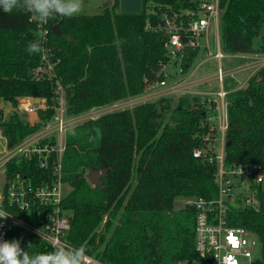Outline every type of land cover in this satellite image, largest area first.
Masks as SVG:
<instances>
[{
	"label": "trees",
	"instance_id": "obj_1",
	"mask_svg": "<svg viewBox=\"0 0 264 264\" xmlns=\"http://www.w3.org/2000/svg\"><path fill=\"white\" fill-rule=\"evenodd\" d=\"M195 3L141 0L140 12L127 14L114 0L97 14L49 20L48 25L60 29L59 35L49 32L58 60L52 79L32 76L40 54L26 51L37 32L31 14L0 11V100L14 108L7 117L0 110V132L7 146L38 132L51 119L57 81L68 117L138 97L146 85L161 81L160 67L168 62L161 27L164 14L171 13L166 8L187 10ZM220 10L222 52L264 55V36L254 44L264 23V0H220ZM146 23L158 30L146 29ZM22 97L46 101L48 108L38 110L32 124L15 110ZM174 100L160 96L87 119L66 131L62 208L70 218L67 238L104 264H177L196 257L197 211L184 205L174 209V201L216 196L215 166L203 157L194 158L192 152L215 143L211 123L217 111L213 102H202L198 96ZM225 101V163L264 166V67L243 88L227 93ZM89 168L108 169L102 187L88 183ZM6 172L44 174L27 161L8 163ZM256 196L258 209L232 206L226 219L230 226L256 236L258 256L264 259V187H258ZM29 243L33 246L27 249ZM37 245L35 238L21 241L30 254Z\"/></svg>",
	"mask_w": 264,
	"mask_h": 264
},
{
	"label": "built area",
	"instance_id": "obj_2",
	"mask_svg": "<svg viewBox=\"0 0 264 264\" xmlns=\"http://www.w3.org/2000/svg\"><path fill=\"white\" fill-rule=\"evenodd\" d=\"M195 2L194 8L187 10L175 11L170 7L166 8L171 13H165L161 21L168 58V62L160 67L163 79L146 85L144 96L136 97V102L151 100V95L146 94L151 89L167 87L166 78L170 76L167 67L175 69V76L178 73L183 74L192 55L202 47L203 38L212 27L218 29L220 0ZM30 20L35 23L37 31L47 32L40 63L32 71V76L52 79L55 77L54 68L58 60L49 44L50 25H41L32 15ZM146 29L158 30L149 23H146ZM213 56L219 60L221 53L217 51ZM224 76L225 72L218 67L216 80L221 83ZM180 85L181 82H175L169 91L178 90ZM55 95L54 115L38 132L12 147L7 146L6 139L0 133V204L12 215L7 219H0V241L16 239L21 242L35 238L38 245L33 253L48 252L61 245H72L67 238L70 218L62 208V153L67 129L81 120V117H90L93 112L68 117L65 113L63 88L58 81ZM226 95L225 91L219 89L215 96L202 98V102L215 104L221 118V135L219 139L215 137V143L208 144L206 149H194L192 155L194 158L203 157L201 159L215 166L213 181L217 193L210 200L199 197L183 199L184 206L193 207L197 211L194 224L196 257L180 260L177 264H256L258 239L241 227L230 226L226 217L232 206L248 205L258 209L256 194L258 187H264V166L246 162L225 163ZM46 108L45 99L22 97L18 99L15 110L26 118ZM13 161H27L28 166L35 165L44 174L29 176L22 172H12L8 175L7 164ZM90 257V264H104Z\"/></svg>",
	"mask_w": 264,
	"mask_h": 264
},
{
	"label": "clouds",
	"instance_id": "obj_3",
	"mask_svg": "<svg viewBox=\"0 0 264 264\" xmlns=\"http://www.w3.org/2000/svg\"><path fill=\"white\" fill-rule=\"evenodd\" d=\"M84 0H0V11L12 14L14 11H25L34 16L41 25L47 24L57 16L73 18L82 13ZM36 39L26 45L29 55L41 54L47 37L45 30L35 34ZM12 216L0 204V219ZM33 245L29 243L27 249ZM91 257L84 246L61 245L51 251L30 254L21 247L19 240L0 241V264H90Z\"/></svg>",
	"mask_w": 264,
	"mask_h": 264
},
{
	"label": "crops",
	"instance_id": "obj_4",
	"mask_svg": "<svg viewBox=\"0 0 264 264\" xmlns=\"http://www.w3.org/2000/svg\"><path fill=\"white\" fill-rule=\"evenodd\" d=\"M207 36L203 38L202 47L195 53V56L191 61V63L194 62L200 55H202L200 62H198V64L193 68L191 72H187V70H185L184 74L186 73V76H184L180 80L175 81V82H181V85L179 86L178 90L169 91V88L173 86L175 82L171 86H167L166 88H163V89H155V88H154L155 90L151 89V91L146 93L147 95H151V97L149 96L151 100L153 98H157L161 96L162 94L163 96L172 97L174 99H176L179 96H198L201 99L203 97L215 96V93L218 90L215 91V89L213 88V84L215 82L219 83L216 80V72H217L218 67L222 69L221 58L224 55L234 56L238 61H240L239 65L233 68L236 70H239L240 71L239 74H242L238 79H236V84H234V86L230 88V91L226 93H230L235 90L243 88L246 85L248 79L251 76H253L259 68L264 67V55L224 54L221 52V50H218L217 48V51L221 53V58L218 60L217 58L213 56L217 51L212 53L209 49V43L207 40ZM217 47H219V44H217ZM207 48L209 49L208 51H207ZM208 52H210V54H208ZM214 61L216 63L215 65L216 72H214L212 68L202 70V67L205 63H208V62L214 63ZM191 63L190 64L188 63L186 68L190 67ZM232 71H235V70H232ZM224 72H225V76L228 75L227 71H224ZM229 74H231L230 71H229ZM166 82H167V78H166ZM222 83H223V80L221 83H219V86H220L219 89L223 90L221 86ZM7 105L9 106L11 111L14 109L9 103H7ZM217 115L218 117L220 116L219 112L217 113ZM36 119H37V113L28 115L26 117V120L30 121V123H33Z\"/></svg>",
	"mask_w": 264,
	"mask_h": 264
},
{
	"label": "rangeland",
	"instance_id": "obj_5",
	"mask_svg": "<svg viewBox=\"0 0 264 264\" xmlns=\"http://www.w3.org/2000/svg\"><path fill=\"white\" fill-rule=\"evenodd\" d=\"M113 2H114V0H84V8H83V11L81 14H97V13H100L104 8L110 7L113 4ZM217 28L218 29H215V27H212L208 33V36H207V40L209 43V49L212 53L216 52L217 48H218V50H221L220 25H219V23H218ZM261 36H264V23H262V25L258 31V34L254 38V44L255 45H257L259 43ZM217 44H219V47H217ZM221 52H222V50H221ZM201 58H202V55H200L194 62H192L190 67L186 68L187 72H191L193 70V68L198 64V62H200ZM239 62L240 61H238L234 56H225L224 55L221 58L222 69L224 71H227V73H228V75H226L223 78V83L221 85L225 92H229L230 88H232V86H234V84H236V79H238L242 75V74H239V72H240L239 70H236L233 68V67H237L239 65ZM215 65H216L215 61H214V63L213 62L205 63L202 67V70L212 68V70L214 72H216ZM228 70L231 72V74H229ZM232 70H235V71H232ZM167 72L170 75L167 77V86H171L175 81L180 80L184 76H186V73L185 74L184 73L183 74L178 73L175 76V69L171 68L170 66L167 67ZM213 88L215 89V91L219 90V88H220L219 83L215 82L213 84ZM141 96H144V94L140 95V97ZM135 98H127V99L120 100V101L114 102L112 104L103 106V107L93 108V109L89 110L87 113H85V114H91V112L93 111L90 117L86 116L85 119L83 117H81L80 118L81 120H79L78 122H76L72 126L79 124V123H81L87 119L96 118V117L101 116V115L106 114V113L121 110L124 108H131L134 105L140 103V102H136V100H134ZM178 98L179 97H177L174 100V103H176V100ZM155 99L156 98H153L152 100H155ZM0 110L2 111L4 117H7L12 112L11 109L9 108V106L7 105V103L3 102L2 100H0ZM220 123H221V118H219L218 115L213 119V121L211 123L212 127L215 128V134L217 136V139H219V137L221 135V131L219 128ZM182 206H183V199H176L174 201V209L182 208ZM255 261H256V264H264V259H262V257H260V255L257 256Z\"/></svg>",
	"mask_w": 264,
	"mask_h": 264
},
{
	"label": "water",
	"instance_id": "obj_6",
	"mask_svg": "<svg viewBox=\"0 0 264 264\" xmlns=\"http://www.w3.org/2000/svg\"><path fill=\"white\" fill-rule=\"evenodd\" d=\"M119 10L121 13L137 14L141 10V0H119ZM54 34H60V29L56 26H50ZM187 66V65H186ZM228 145V141H226ZM108 169L93 170L88 169L85 178L92 186L102 187L101 179L106 176Z\"/></svg>",
	"mask_w": 264,
	"mask_h": 264
}]
</instances>
